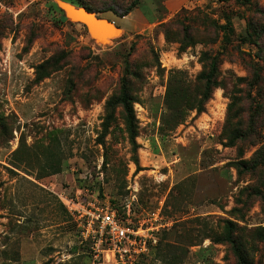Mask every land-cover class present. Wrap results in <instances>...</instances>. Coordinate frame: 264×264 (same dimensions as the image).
<instances>
[{"label":"rangeland","instance_id":"obj_1","mask_svg":"<svg viewBox=\"0 0 264 264\" xmlns=\"http://www.w3.org/2000/svg\"><path fill=\"white\" fill-rule=\"evenodd\" d=\"M83 1L117 37L62 22L65 0H0V264H94L50 191L84 182L153 228L140 264H264V0Z\"/></svg>","mask_w":264,"mask_h":264},{"label":"built area","instance_id":"obj_2","mask_svg":"<svg viewBox=\"0 0 264 264\" xmlns=\"http://www.w3.org/2000/svg\"><path fill=\"white\" fill-rule=\"evenodd\" d=\"M50 191L71 216L83 244L89 246L94 264H140L157 238L145 225H134L115 208L109 198L101 199L91 188L74 192ZM128 215L130 208H127Z\"/></svg>","mask_w":264,"mask_h":264},{"label":"trees","instance_id":"obj_3","mask_svg":"<svg viewBox=\"0 0 264 264\" xmlns=\"http://www.w3.org/2000/svg\"><path fill=\"white\" fill-rule=\"evenodd\" d=\"M65 1L70 3V4H72V5H74V6H76V7H78V8L84 7L87 10H89L90 12H94L95 14H98V15L101 14V13H105L106 12V11L99 12L98 10H96L93 7H91L88 4H86L83 0H65ZM137 6H138V3L134 2L132 5H130L128 8L125 9V11L123 12V14H121L120 17H122V18L127 17L132 12V10L135 9ZM54 9L57 10L58 12H61L57 8L56 5L54 6ZM100 17L108 19L106 17H103L102 15H100ZM61 21L62 22H66L67 18H65L62 15L61 16ZM111 21H113V20H111ZM117 27H120V26H117ZM224 29H226V28H224ZM231 32H233V30H231ZM225 38L228 39V35H226ZM218 65H219L218 57L217 56L212 57L210 59L209 69H208L207 73L203 74L204 90H203V93H202L201 102H200L199 107H198V112L199 113H202V112L205 111V106L212 99L213 92H214L215 88L217 87L216 76H217V71H218ZM37 69H38L39 72L43 73L41 76H39V78L37 80H42L45 77H47V76H43V75H46V73H47V69H46V66L44 64L39 66ZM117 103L119 105H121V107L123 109V112H124V115H125L126 127H127L128 133H129V137H130L131 143L133 144L134 147H136L137 146L136 138L138 136V127H137L136 115H135V111H134V101H133V98L131 97V95L129 94L128 82H127L126 79H124L123 82H122L121 91H120V95H119V97L117 99ZM242 138H244V135H240V136L238 135L236 137V139H238V140H241ZM258 163L262 164V161L257 160L256 163H255V167H256V165ZM135 164L139 168L138 159L135 160ZM98 183H100V182H98ZM79 187L80 188L89 187L93 191H96L98 193L99 198H101V199L108 198L107 196L104 195V193L101 192L100 185L96 186L95 184L91 185V184H86L84 182V184H81ZM111 203L114 205L115 208L119 209L120 213H125V212L121 211L120 207L117 204H115V202L111 201ZM123 216L125 217V215H123ZM229 223L230 222H227V224H229ZM225 228H226V236H225L224 240L228 244H230V246L232 247V249L235 252V254L238 257V259L243 262L245 258L243 256L242 252L239 250L237 242L234 239L233 234L231 232L230 226L226 225Z\"/></svg>","mask_w":264,"mask_h":264},{"label":"water","instance_id":"obj_4","mask_svg":"<svg viewBox=\"0 0 264 264\" xmlns=\"http://www.w3.org/2000/svg\"><path fill=\"white\" fill-rule=\"evenodd\" d=\"M59 7L63 11L65 18L84 25L89 35L96 41L102 42L113 39L121 31L113 21L101 18L100 15L90 12L84 7L78 8L66 2H60Z\"/></svg>","mask_w":264,"mask_h":264},{"label":"crops","instance_id":"obj_5","mask_svg":"<svg viewBox=\"0 0 264 264\" xmlns=\"http://www.w3.org/2000/svg\"><path fill=\"white\" fill-rule=\"evenodd\" d=\"M125 19H127V18H124L123 20H125ZM133 23L131 24L132 26L134 25V26H137V22L136 21H132ZM124 30H126V27L125 26H121Z\"/></svg>","mask_w":264,"mask_h":264}]
</instances>
